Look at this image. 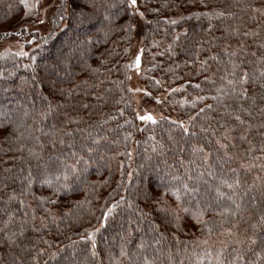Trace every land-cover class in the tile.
<instances>
[{"label": "trees", "instance_id": "trees-1", "mask_svg": "<svg viewBox=\"0 0 264 264\" xmlns=\"http://www.w3.org/2000/svg\"><path fill=\"white\" fill-rule=\"evenodd\" d=\"M70 2L27 55L0 53V105L29 112L0 131V264H264V0H137L143 82L168 92L167 115L145 124L128 84L130 0H106L110 20L87 25ZM37 14L35 0H0V33ZM43 97L60 105L47 116Z\"/></svg>", "mask_w": 264, "mask_h": 264}, {"label": "rangeland", "instance_id": "rangeland-1", "mask_svg": "<svg viewBox=\"0 0 264 264\" xmlns=\"http://www.w3.org/2000/svg\"><path fill=\"white\" fill-rule=\"evenodd\" d=\"M38 6V14L36 20L32 23H19L18 26L12 29L2 30L0 34V53L6 50L14 52L18 55L25 56L27 53L34 49L36 46L33 37L29 36L32 33H37L39 36L47 35L52 29V17L54 16L55 9L57 8V0H35ZM131 6V5H130ZM136 10L137 21L134 24V38L130 47V59L132 61V67L129 71V89L131 99L133 102V108L137 119L145 124L148 120L139 119L140 116L151 115L154 120H159L167 115L164 112V102L167 98V89L163 88V92L159 93L155 97L149 96L148 90L143 82V71L145 68V60L143 54V45L141 42L142 32V16L140 10L136 6H131ZM65 23H62L61 27H64ZM6 36V37H5ZM139 55L140 63L139 67L136 66V57ZM151 97V98H150ZM172 121L175 118L170 116ZM131 154L133 152L131 151Z\"/></svg>", "mask_w": 264, "mask_h": 264}, {"label": "snow or ice", "instance_id": "snow-or-ice-1", "mask_svg": "<svg viewBox=\"0 0 264 264\" xmlns=\"http://www.w3.org/2000/svg\"><path fill=\"white\" fill-rule=\"evenodd\" d=\"M65 2V0H62V4ZM137 3V0H130V5L135 7ZM73 4L75 5H80V7H73ZM114 5H110L106 3V0H71L70 3H67L66 5V9L67 8H72V13L71 15L74 17L75 22L78 25H87V24H91L93 23L98 16L102 17V21H109L110 20V16L107 13V8L109 7H113ZM104 10L103 12L101 10ZM224 13L221 12L220 15H223ZM140 15L142 16L143 13H140ZM61 20L64 19L63 16L60 17ZM172 23H175V21H173ZM136 66L139 67V63H140V57L139 55L136 57ZM260 76L264 77V71H262L260 73ZM248 82V73L244 72L242 77H241V83H247ZM229 83L232 84L233 81L229 80ZM53 87L55 88V82H53ZM261 88H264V83H261L260 85ZM60 91L63 93L64 90L60 89ZM233 91H235V89H233ZM71 90H69V94H70ZM241 96L243 97H247V89H242L241 91ZM43 100L47 103V108L46 111L44 113H42L41 115L43 116H47V114L51 113L55 107H59L60 105L56 104L54 105L52 101L48 100V97H43ZM86 107V106H85ZM210 107V106H209ZM15 109H9L7 105H0V131H3L4 129H7V132H5V136H9L12 135L14 133L17 132V130L22 126V120L24 117H27L29 115V112L27 110H25L23 112V116L17 117V118H13L14 117V113H15ZM139 119L141 120H148L151 121L153 123H155L154 118L149 114V115H145V116H140ZM237 120H240V117L237 116L236 117ZM185 132L188 131L187 128L184 129ZM22 135V133L20 134ZM17 139H19V136H16ZM61 143H63V141H61ZM155 150V149H154ZM89 151H91V149H89ZM30 155L35 156L37 159H39V155L37 153H35L34 151L30 150L29 152ZM45 168L47 167V165L44 166ZM5 171H8V169H5ZM64 179L67 180L68 176L67 173H63ZM33 173L31 170H29L28 172V176L26 177V180L28 182L29 185H31L33 183ZM56 179L59 180L60 176L57 175ZM174 179H179V177H175ZM43 183L48 184L49 186L52 185V180L49 179L47 176L44 177V179L42 180ZM237 185L239 184V180L237 179L235 182ZM65 187H67V185H65ZM229 188L232 187V184L228 185ZM183 188L185 189L186 192L188 193H193L198 191V189L195 188H189L188 184H183ZM174 194L176 195V199L179 201L180 200V195H179V189H175L174 190ZM157 203V205H161L158 207V211L160 212H164V213H168L169 215H173L175 216L176 219H179V215L177 212V209H172L170 207H164L162 206L163 204H166V201H163V198H159L155 201ZM235 203V201H233ZM179 207V206H178ZM237 209L240 208V204H236ZM115 205H113L112 207H110L108 209L107 212H105L104 218H105V222L107 220L108 215L114 210ZM183 212L188 213L190 210L188 208H182L181 209ZM202 212H194L192 213L194 218H197L198 216L202 215ZM261 221L264 222V216L261 217ZM201 222L202 221H199ZM255 227V225H254ZM98 231V229H97ZM83 238V237H82ZM90 239H93V248L95 247V243H94V237L89 236ZM125 253L122 251L121 255H124ZM93 255H95V253H93Z\"/></svg>", "mask_w": 264, "mask_h": 264}]
</instances>
